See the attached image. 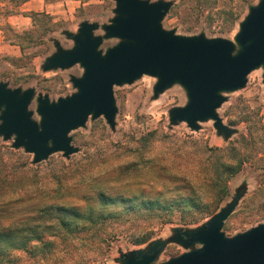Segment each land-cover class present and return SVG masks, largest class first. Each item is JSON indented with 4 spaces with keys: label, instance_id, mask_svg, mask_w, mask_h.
Masks as SVG:
<instances>
[{
    "label": "rangeland",
    "instance_id": "1",
    "mask_svg": "<svg viewBox=\"0 0 264 264\" xmlns=\"http://www.w3.org/2000/svg\"><path fill=\"white\" fill-rule=\"evenodd\" d=\"M148 1L153 3L159 0ZM164 1H171L173 5L161 23L162 28L174 31L178 36L204 35L207 39L233 41L239 22L248 13L245 8L240 21L227 31L222 19L214 14L218 9L227 10L240 5L241 0ZM258 2L253 0L252 6ZM114 9L113 0H0V83L7 84L10 89H34L35 95L28 108L33 112L34 121H40L36 113L40 94L48 95L51 102L71 96L77 92L71 78H79L83 73L79 65L66 70H42L45 60L56 52V43L64 50L72 49L74 43L66 38L64 32L76 34L82 22L98 24L95 35H104L101 27L115 17ZM118 42L116 39L104 40L99 50L105 52ZM156 83L157 78L142 76L131 85L115 86L117 114L114 129L103 117L96 120L90 117L84 127L70 132L71 144L79 152L68 159L56 153L46 161L33 165L31 154L23 149L2 148L11 147L13 139L4 141L0 137V179L7 176L11 180L8 182L11 185L0 187V200L13 198L21 192L23 185L19 179L22 177L29 182L26 190L22 191L25 193L24 200L0 205V223L20 222L33 215V224L41 231L52 224L49 217L42 215V211L52 216L56 214L54 207L62 203L80 210L89 205L97 209L100 206L97 192L101 188L109 196L117 193L130 196L141 192L145 196L155 197L159 194L171 199L185 193L181 180H195L197 158L207 160L217 155L210 149L219 147L227 151L241 136L249 140L251 135L257 138V143L250 142V145L244 146H264L262 68L248 75L244 88L222 94L226 101L217 114L234 131L227 140L213 128L212 120L198 123V131L191 130L186 123L171 125L169 112L186 105L185 91L179 85H174L155 98L153 88ZM190 153L195 155L194 159H191ZM259 182L260 173L249 164L229 180V196L215 214L230 203L236 193L244 190L245 194L224 224L222 231L227 237L264 223V215L255 216L259 210L258 202L251 201ZM212 216L188 226H183L179 217L173 223L161 226L155 219L143 216L136 219L135 224H153L154 227L147 243L135 245L130 239L134 224L126 223L116 230L119 236L116 234L103 243L101 253L94 251L83 255L76 252L72 257H67L64 251H60L55 254L58 260L56 264H121V255L146 250L157 240L167 243L155 261L156 264L162 263L190 251L170 242L173 229H196ZM44 221H47L46 225ZM53 258L47 262L39 261L29 259L20 252L16 264H54L50 263Z\"/></svg>",
    "mask_w": 264,
    "mask_h": 264
},
{
    "label": "water",
    "instance_id": "2",
    "mask_svg": "<svg viewBox=\"0 0 264 264\" xmlns=\"http://www.w3.org/2000/svg\"><path fill=\"white\" fill-rule=\"evenodd\" d=\"M113 1L115 17L101 27L104 35H95L98 24L82 22L76 34L64 32L73 41V48L64 50L56 43V52L45 60L44 72L79 65L83 73L71 78L77 90L71 96L56 102L48 95L38 96L39 123L28 110L34 89H10L0 83V137L13 139L12 149L31 154L33 165L52 154L61 153L68 159L78 153L69 134L84 127L90 117H103L114 129V87L131 85L142 76L157 78L155 98L174 85L185 91L186 105L169 112L171 125L186 123L198 131V123L212 120L213 128L225 140L234 131L217 114L226 101L222 94L244 88L248 75L259 68L263 69L264 84V0L248 9L233 41L178 36L164 30L161 23L173 5L171 1ZM110 39L119 42L105 52L99 50L103 41ZM244 194V190L236 193L201 227L173 229L170 242L190 251L158 264H264V223L233 237L222 231ZM166 244L154 241L146 250L121 255L120 263L156 264Z\"/></svg>",
    "mask_w": 264,
    "mask_h": 264
},
{
    "label": "trees",
    "instance_id": "3",
    "mask_svg": "<svg viewBox=\"0 0 264 264\" xmlns=\"http://www.w3.org/2000/svg\"><path fill=\"white\" fill-rule=\"evenodd\" d=\"M252 1L241 0L240 5L227 10L218 9L214 16L222 19L225 30L229 31L240 21L243 10L252 6ZM257 141L253 135L249 140L241 136L227 151L226 148L219 147L210 149L217 155L207 160L197 158L198 172L195 180H181L185 185L182 188L185 193L171 199L159 194L155 197L145 196L141 192L130 196L123 193L109 196L101 188L97 192L100 203L97 209L89 205L80 210L62 203L54 207L56 214L52 216L47 211H42V215L49 217L52 224L41 231L33 224V215L20 222L5 225L0 223V264H16V257L20 252L25 253L29 259L45 262L55 257L50 262L54 264L58 261L55 254L60 251H64L63 254L67 257H72L76 252L83 255L94 251L101 253L103 243L115 237L120 225L126 223L134 224L130 232L132 242L135 245L145 244L150 240L154 227L153 224H135V220L143 216L155 219L161 226L173 223L176 217L180 218L179 222L183 226L197 224L215 214L229 196V180L247 164L260 173V182L251 201L258 202L259 210L255 216L264 215V146H244ZM2 148L11 149L7 146ZM10 154L13 155L14 152L11 151ZM189 156L191 159L195 157L192 153ZM22 178L19 179L23 185L21 192H15L13 198L0 200V203L3 202L0 205L6 206L24 200L25 193L22 191L26 190L25 186L29 182ZM8 182L11 180L7 176L0 179V187L11 185ZM46 223L47 221L43 222L44 225Z\"/></svg>",
    "mask_w": 264,
    "mask_h": 264
}]
</instances>
